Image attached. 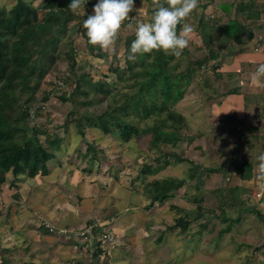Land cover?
Segmentation results:
<instances>
[{"label": "trees", "instance_id": "obj_1", "mask_svg": "<svg viewBox=\"0 0 264 264\" xmlns=\"http://www.w3.org/2000/svg\"><path fill=\"white\" fill-rule=\"evenodd\" d=\"M36 1L38 2L35 4ZM71 2L72 0H15L8 8L0 6V187L8 181L10 188L17 189V182L22 179L47 175L50 161L59 159L60 156L63 160L65 146L62 144L65 140L51 137L49 130L63 127L68 121L48 128V124H39L36 120L43 104L53 94L62 103H71L66 117L71 119L77 129L80 142L85 144V148H79L78 153L86 166L93 161L101 164L109 153L102 145L87 139L86 127L96 128L104 135L115 137L118 142L123 143L138 136H146L148 149L155 152V156L150 162L143 164L140 169L142 174H155L171 163L186 162L191 165L189 180L166 176L155 178L144 185L143 193L150 199L151 206L173 197L189 181L199 187L202 184L198 182L201 166L194 164L181 151L177 152L172 148L181 141L191 143L202 133L190 134L186 117L176 110L175 105L184 98L188 87L200 72H210L212 75L209 87L211 83H220L224 79L223 73L219 71L222 53L231 48L233 43L240 44L243 41L247 24L231 18L227 9L229 3H225L222 9L227 19L222 23L215 15L205 13L211 1L199 0V10L194 11L193 16L198 18L196 28L201 45H194L192 50L186 48L180 58L154 51L138 55L133 62L127 57L135 33L126 36L123 53L125 66L112 69L117 82L121 83L116 86L107 82L106 76L94 80L89 73L78 72L80 67L77 65L74 47L75 34L79 33L84 37L90 54L102 51L88 42L86 29L83 27V21L90 15V9L98 0H87L84 15L72 14L68 8ZM244 7L245 4L241 2L236 6V11H242ZM61 60L66 62L63 70L66 76L61 79L60 85L71 75L74 77L73 88L71 92L59 88L58 93L57 87L46 90L43 88L46 78L53 71L59 70ZM221 83L218 84L220 88L225 87L222 93L219 92L222 96L234 91ZM217 89L219 88L215 87L212 90L217 93ZM103 103L104 110L99 114L87 109ZM80 107L84 108L83 111L79 110ZM235 131L234 134L240 136L241 130ZM61 149L63 151L60 153ZM237 149L238 147H234L230 150V156L226 158L228 163L222 162L219 166L210 167L207 173L233 171L242 180L251 179L254 166L244 159L234 161ZM67 160L72 163L68 158ZM79 169L90 171L82 167ZM9 173L12 175L10 179L7 176ZM237 199H222L219 207L226 208L232 204L230 201L235 202ZM194 200L200 208V203L197 199ZM256 214L260 218L264 217L259 211ZM189 224L184 215L176 218L175 226L181 233L186 232ZM206 225L207 222H203L200 227L205 228ZM229 228L230 226L226 229ZM97 249L101 251L99 247Z\"/></svg>", "mask_w": 264, "mask_h": 264}, {"label": "rangeland", "instance_id": "obj_2", "mask_svg": "<svg viewBox=\"0 0 264 264\" xmlns=\"http://www.w3.org/2000/svg\"><path fill=\"white\" fill-rule=\"evenodd\" d=\"M209 1L211 3L206 8L205 13L215 15L222 23L227 21L223 12L218 9L221 4L229 0H223L222 2L218 0ZM14 3L15 0H0V6H6L7 8ZM153 10L155 9L152 0H135L134 10L130 13V19L125 21L122 26L115 45L116 52L112 54L104 50L90 54L85 46L84 37L79 33L75 34L73 36L74 47L76 49L77 65L80 67L78 72H87L94 80L106 76L107 82L119 86L121 83L117 82L112 69L125 66L124 38L135 33L137 22H150ZM90 12V15L94 14L93 7ZM197 19V16H193L192 13L187 21L194 29L190 34L189 50H192L194 45H201V38L196 28ZM129 25L131 26L129 27ZM58 66V71H53L48 75L43 88L49 90L57 87V93L60 91L59 88L71 92L74 77L70 75L66 82L60 85L61 79L66 76L63 73L66 62L61 60ZM211 77L210 72H200L188 87L184 98L175 105L176 110L186 117L190 134L201 132L202 135L196 137L191 143L181 141L172 149L177 152L181 151L194 164L201 166L198 182L202 184L197 187L189 181L187 185L179 188L173 197L163 203H155L153 206L146 203L147 200L150 202L149 198L143 199L142 203H146L147 207L150 206V208L146 209V204V208H142L141 213L142 216L144 215L142 217L144 224L141 219L138 222L136 221L142 231V236L139 235L136 239L138 247L130 251L133 255L134 264H264V217L260 218L256 214L259 211L264 216V181L259 176V167L255 166V169H257L255 171L256 176L252 182L240 180L233 171L224 173L223 170H220L207 173V169L210 167L219 166L222 162L228 163L226 158L230 156V150L236 145L240 148L237 149L235 160L242 159L243 161L244 159L245 161L244 157H248L257 163L258 159L254 158L262 153L264 154V150H262V153L259 151L260 149L256 150L255 148L247 152L243 151L242 135L240 137L230 134V132L236 133V128L226 121L220 124L219 128L216 124L219 121L212 119V113L215 114L213 108L219 105L217 100L221 98L222 94L220 93L224 91L225 87L220 88L218 84L221 82H213L209 87ZM215 87L219 88L217 93L212 90ZM104 106V103L97 104L87 109L90 112L99 114L104 110ZM70 108V102L62 103L57 95L53 94L50 95L48 102L43 104L39 118L36 119L39 124H48V128L68 121L63 127L50 128L49 130L51 137L56 136L65 140L62 144L65 146L63 152L65 155L64 162L62 163L61 156L59 159L50 161L48 163L49 172L54 167H59L57 166L59 162L60 166L64 163L68 164V158L70 162L75 163L79 168H87L95 174L101 173L109 179L112 177L122 179V182L127 184L124 187L131 186L129 188L130 192L134 193L136 191L141 197H146L143 193L144 185L155 178L173 176L189 180L188 172L191 165L186 162L171 163V165L152 175H144L140 172L143 164L150 162L155 156V152L148 149V138L146 136H138L128 141V143H123L118 142L115 137L104 135L93 127L85 128L87 139L102 145L109 153H107L108 157L103 158L101 164L93 161L86 166L78 153V149H84L85 144L80 142L77 129L71 119L66 117V113ZM83 109L79 108L80 111H83ZM220 113H222L221 107L219 108ZM216 114L218 113L216 112ZM247 131L245 130V132ZM62 151L61 149L60 153ZM7 176L12 178L10 173ZM258 177L261 179H258ZM22 182L24 183V181ZM7 185L8 181L1 186L2 188L0 187L2 194L10 192L3 190L6 189ZM53 186L54 183L52 184V190H54ZM232 189H235V191ZM229 190L232 191L229 192ZM239 196L242 198L240 204L239 201H230L232 203L230 206L223 209L219 207L222 199L232 200L237 199ZM194 199H197L200 203V208L196 205ZM7 201L13 202L10 199H7ZM173 206L176 208H172ZM180 215H184L190 223L184 233H181L180 229L175 226L176 218ZM237 218L239 219L237 220ZM203 222H207L205 228L200 227ZM228 226L230 228L225 229ZM113 234L117 246L120 243V236L118 237L114 231ZM115 245L112 248H115ZM110 254H112L111 250Z\"/></svg>", "mask_w": 264, "mask_h": 264}, {"label": "crops", "instance_id": "obj_3", "mask_svg": "<svg viewBox=\"0 0 264 264\" xmlns=\"http://www.w3.org/2000/svg\"><path fill=\"white\" fill-rule=\"evenodd\" d=\"M241 2L245 7L238 12L236 6ZM225 3L230 4L227 9L231 18L246 23L248 28L240 44L233 43L222 53L219 71L224 79L221 85L234 91L217 100L219 105L213 108L212 119L219 121L218 127L226 121L241 130L243 151L255 148L262 153L264 81L253 84L251 74L259 63L264 62V0H229ZM225 3L219 11L223 12ZM220 107L222 113L219 114ZM245 160L254 166L253 177L245 179L252 182L259 161L256 163L248 157ZM57 166L47 175L20 180L17 189L7 185L3 190L10 192L2 194L0 191V264H134L130 251L138 247L136 239L142 236L136 221L141 219L144 224L141 211L150 202L147 200L145 207L142 201L147 197L139 196L136 191L130 192L131 186L124 187L127 184L122 179L116 181L101 173L82 171L75 163ZM259 176L264 181V174L260 172ZM51 183H54V190ZM237 201L240 204L242 198L239 196ZM95 219L120 236L119 245L111 249L112 254L97 251L92 238L80 240L73 235L75 230ZM46 224L54 229L50 231Z\"/></svg>", "mask_w": 264, "mask_h": 264}, {"label": "clouds", "instance_id": "obj_4", "mask_svg": "<svg viewBox=\"0 0 264 264\" xmlns=\"http://www.w3.org/2000/svg\"><path fill=\"white\" fill-rule=\"evenodd\" d=\"M87 0H72L68 5L74 15H84ZM154 14L150 22H137L135 39L131 43L129 61L138 55L162 51L165 55L180 58L189 47L193 27L187 21L199 7V0H152ZM135 7V0H98L93 15L83 21L88 42L109 54L116 52V41L125 21ZM131 25H129L130 27ZM264 81V62L251 74V82ZM259 170L264 174V154L258 156Z\"/></svg>", "mask_w": 264, "mask_h": 264}, {"label": "built area", "instance_id": "obj_5", "mask_svg": "<svg viewBox=\"0 0 264 264\" xmlns=\"http://www.w3.org/2000/svg\"><path fill=\"white\" fill-rule=\"evenodd\" d=\"M260 38L261 37L259 36V39ZM46 226L50 231L54 229L53 226H49L48 224H46ZM61 231L64 232V230ZM73 235L80 240H88L89 238L94 239L96 247H99L106 253L110 252L116 242L111 228L105 226V224L98 219H95L84 227L75 230ZM76 246L78 247V245H75V248H77Z\"/></svg>", "mask_w": 264, "mask_h": 264}, {"label": "water", "instance_id": "obj_6", "mask_svg": "<svg viewBox=\"0 0 264 264\" xmlns=\"http://www.w3.org/2000/svg\"><path fill=\"white\" fill-rule=\"evenodd\" d=\"M263 242H264V240H263Z\"/></svg>", "mask_w": 264, "mask_h": 264}, {"label": "bare ground", "instance_id": "obj_7", "mask_svg": "<svg viewBox=\"0 0 264 264\" xmlns=\"http://www.w3.org/2000/svg\"><path fill=\"white\" fill-rule=\"evenodd\" d=\"M87 225V224H86Z\"/></svg>", "mask_w": 264, "mask_h": 264}]
</instances>
